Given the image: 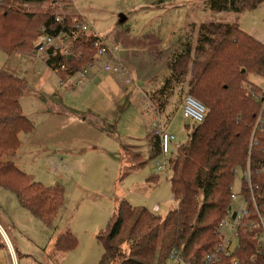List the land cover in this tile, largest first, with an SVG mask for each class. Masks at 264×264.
I'll use <instances>...</instances> for the list:
<instances>
[{
    "label": "trees",
    "instance_id": "16d2710c",
    "mask_svg": "<svg viewBox=\"0 0 264 264\" xmlns=\"http://www.w3.org/2000/svg\"><path fill=\"white\" fill-rule=\"evenodd\" d=\"M12 1L37 5L45 0ZM262 4L264 0H209L206 6L215 13H243ZM35 17L14 12L6 4L0 6V50L9 55L31 51L32 41L42 33L38 31L35 35L34 30L26 29ZM55 18L46 15L40 26L45 33L54 35L61 30L62 25L55 23ZM95 40L96 37L90 36L78 41L73 51L77 58L55 59L48 66L69 82L92 64ZM194 51L200 68L197 73L193 66L191 69L183 66L193 52L191 43L186 41L184 51L168 64L170 75L158 90L149 94L157 115L165 126L170 124L182 105L173 102L177 95L175 88L183 82L180 78L190 73L193 76L188 83V96L207 109L204 122L189 128L188 142L170 162L169 187L176 207L162 217L147 208L120 201L110 225L98 236L103 247L99 264H168L172 251L186 264L204 263L206 256L216 252L219 243L216 230L231 199L236 169L250 167L257 203L261 208L264 206V90L248 79L250 75L264 78V45L237 25L212 22L200 26ZM62 66L66 69L62 70ZM29 91L27 81L0 70V137L24 119L21 102ZM152 141L150 159L161 155L160 139L153 136ZM1 143L2 140L0 155ZM130 148L124 149V153L131 161V170L142 169L147 162H137L141 155H134ZM147 183L157 184L158 177H149ZM0 188L14 194L19 205L47 228L56 218L64 196L63 188L51 194L19 179L3 166H0ZM76 246L77 240L70 232L59 236L56 242L57 252L63 254ZM256 247L246 238L238 253L230 258L219 257L216 264H231L235 257L240 264H251ZM262 262L258 256L255 264Z\"/></svg>",
    "mask_w": 264,
    "mask_h": 264
},
{
    "label": "rangeland",
    "instance_id": "374dc122",
    "mask_svg": "<svg viewBox=\"0 0 264 264\" xmlns=\"http://www.w3.org/2000/svg\"><path fill=\"white\" fill-rule=\"evenodd\" d=\"M207 1L209 0H45L42 4L25 5L12 0H0V6L9 5V9L14 12L35 15L31 23L25 19V23H29L26 29L34 30L35 35L42 31L40 26L46 15L61 16L69 22H87L91 26V33L101 37L110 47L114 46L111 49L115 57L129 75L123 81L130 78L133 81L131 88H136L131 107L123 109L114 121L106 124L104 150L100 154L97 151L94 154L85 153L86 157H92L91 164L83 171L78 170L75 175L78 187L70 190L67 203L59 212L63 216L57 222L58 231L49 232L39 219L19 206L14 196L0 190V204L7 213L6 217L0 216V224L8 231L13 246L15 244L18 248L19 245L27 255L20 258V264H37L41 261L43 247L49 245L47 249L50 252L52 248L49 243L53 242L56 234L65 229V226L73 233L77 246L67 253L61 264H99L103 247L98 236L110 225L120 201L126 200L134 207H144L150 211L159 206L160 210L156 213L162 217L176 207L169 187L172 176L170 162L176 158L178 149L188 142L189 128L192 129L195 124L184 119L181 109L176 112L170 124L165 126L163 123L164 129L169 125L167 131L175 137L169 145V153L163 156L161 151L160 156L150 159L147 141L150 134L154 135L151 131L157 113L154 116L147 99V94H150L148 92L162 86L164 79L170 75L168 64L184 51L186 41L191 43L193 52L190 59L183 61V66L187 65L189 69L193 66L194 73L200 70L194 48L202 24L216 22L237 25L242 32L264 45V4L254 11L215 13L207 9ZM23 23L19 22V25H24ZM37 40L32 41L33 49L25 54L9 55L0 50V70L24 79L31 89L21 104L24 115L33 118L37 113H42L34 111L33 101L39 96L42 98L44 91L55 93V89H60L61 95L70 93L62 88L64 86L60 88L57 74L42 61L32 60ZM199 59L203 62L201 57ZM38 69L42 70L40 74ZM91 75L94 76V71ZM192 76L189 73L180 78L183 82L175 88L177 95L173 98L174 103H183L184 97L188 95V83ZM248 79L252 85L264 90V78L250 75ZM181 90L183 92L180 93ZM77 91L71 96L78 95ZM131 138L141 140L134 142L144 145L143 153L138 146L132 145ZM129 147L134 155H141L136 158L137 162H147L142 169L131 170V161L124 153V149ZM77 157L81 159L82 153ZM156 160L160 163L167 162L168 168L158 172ZM151 176L158 177L157 184L147 183ZM242 178L243 173L238 172L233 184L236 194L241 191ZM3 219L15 227L8 228ZM50 234H53L51 238ZM0 240L10 251L8 238L1 230ZM4 258L7 264H11L8 256ZM58 259L59 257L54 260ZM46 264L54 263L47 259ZM168 264L178 263L169 261Z\"/></svg>",
    "mask_w": 264,
    "mask_h": 264
},
{
    "label": "crops",
    "instance_id": "0c3cea01",
    "mask_svg": "<svg viewBox=\"0 0 264 264\" xmlns=\"http://www.w3.org/2000/svg\"><path fill=\"white\" fill-rule=\"evenodd\" d=\"M127 85L118 76L100 73L97 70L82 89L74 90L71 82H64L63 85H59L60 88L64 86L62 88L70 93L61 95L60 89H55V93L44 91L42 98L39 96L33 101L34 111L42 113H37L34 118L24 115V119L13 129L1 135L0 166L7 168L11 174L28 184L51 194H57L62 188L64 190L61 207L56 220L48 228L49 232L54 233L59 228L57 222L63 216V214L59 215V212L62 210V206L66 205V198L69 197L70 190L78 187L75 176L77 171L80 169L83 171L91 164L92 157H86L85 153L94 154L97 151L100 154V151L104 150V140L107 135L106 124L114 121L123 109L131 107L136 96V88H131V84ZM77 90L79 91L78 95L72 97L71 95L75 94ZM74 98L76 100H73ZM147 99L155 116L157 112L154 104L150 101L149 94H147ZM180 109L181 107L178 111ZM152 139L153 135L150 134L147 141L149 154L152 152ZM135 140L141 142V140L131 138L132 145L138 146L143 153L144 145L134 142ZM79 153H82L81 159L77 157ZM0 190L16 198L11 192L3 188ZM5 215L7 213L4 212V207L0 204V216L6 217ZM4 221L8 228L15 227L14 224ZM5 229L0 224L1 232L8 238L10 251L0 240V264H7L5 256H8L11 264H20V258H25L27 255L19 245H17L18 248L15 244L13 246L8 231ZM67 232L70 230L65 226V229H61L56 234L53 242L49 243L52 248L50 252L47 249L49 245L43 247L42 259L37 264H46L47 259L54 264L64 262L67 253L57 252L56 242L59 236ZM50 235L51 238L53 234ZM46 257L48 258L46 259ZM57 257L59 259L54 260Z\"/></svg>",
    "mask_w": 264,
    "mask_h": 264
},
{
    "label": "built area",
    "instance_id": "2783aa9c",
    "mask_svg": "<svg viewBox=\"0 0 264 264\" xmlns=\"http://www.w3.org/2000/svg\"><path fill=\"white\" fill-rule=\"evenodd\" d=\"M65 20L61 16L55 18V23L61 24L62 28L54 35L45 33L44 29H42V33L35 44L33 55H31L32 60L42 61L50 69L48 63L52 60L77 58L73 52L77 42L86 37L94 36L96 40L93 48L96 52L92 64L84 67L69 80L73 85V89L85 87L91 80V74L95 70L100 73L118 76L120 79H124L125 76L129 77L108 43L101 37L91 33V26L87 22L79 20L69 22L67 20L68 24H66ZM61 69L64 70L66 68L62 66ZM41 71V69H38V74ZM51 71L58 75L59 85H63L65 81L59 76L58 72ZM125 82L126 84H131L133 81L127 78ZM181 109L185 120L191 121L196 125L204 122L207 109L193 97L187 95L183 100ZM152 129L153 136L160 139L163 156L167 155L169 153V145L175 140V137L168 133V129H164L163 121L158 115L155 118ZM156 165L158 172L168 168L165 161L160 163L159 160H156ZM238 172L243 173L241 191L239 194L233 191V181L228 208L216 230V236L219 239L216 252L211 256H206L202 264H216L219 261V257L230 258L238 253L246 238L257 246L256 253L250 258L251 264L257 262L258 256L262 257V264H264V206L261 208L257 203L255 197L257 188L253 184L250 167L248 166L246 170L236 169L234 180ZM159 210V206H155L153 212L156 213ZM169 261L186 264L176 251L170 253ZM231 264H240V259L238 257L233 258Z\"/></svg>",
    "mask_w": 264,
    "mask_h": 264
}]
</instances>
